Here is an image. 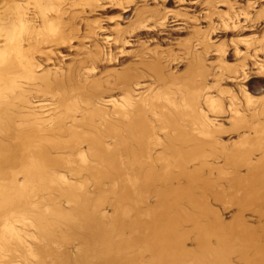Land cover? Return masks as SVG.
<instances>
[{
	"label": "rangeland",
	"instance_id": "1",
	"mask_svg": "<svg viewBox=\"0 0 264 264\" xmlns=\"http://www.w3.org/2000/svg\"><path fill=\"white\" fill-rule=\"evenodd\" d=\"M138 13H142L140 20H136ZM172 20L176 21L170 23ZM141 23L145 26L138 28ZM175 24L181 28L178 30ZM46 25L56 33L51 43L39 46L41 52L32 51L41 65L39 73L46 70L56 76L71 72L78 78L90 65L85 59L87 54L98 50L99 63L91 75L104 83L109 75L133 67L145 44L162 51V64L166 65L163 74L173 76L163 86H171L170 92L179 100L188 63L195 50H202L200 42L208 36L213 47L205 54L206 85L212 88L207 91L217 95L213 87L218 85L219 67L224 64L227 81H221L219 88L231 91L242 101L248 96L264 103V79L256 70L247 79L239 73L236 78L243 57L264 46V0H0V49L5 41L8 47L1 60L11 57L24 40V45H32L36 40L29 35L31 31L32 35L41 32L38 37L48 33ZM209 28L214 33H209ZM169 53L174 60L165 64ZM258 59L264 64V52H258ZM120 96L121 91L112 95ZM229 106L226 97L225 112L209 114L215 130L203 146L201 157L168 167L162 162L138 166L130 158L124 168L126 173L138 171L151 178L141 210L150 212L166 206L167 218L175 221L182 248L188 253L187 264L264 262V143L258 141V132L253 128L258 123L250 114L252 110L241 111L245 113L244 122L238 124ZM60 113L57 110L53 114L60 118ZM113 126L126 134L123 125ZM105 129L102 125L100 131L106 144L115 142L111 133L102 132ZM49 134L47 130L40 132V142L48 140ZM13 142L11 136L0 133V162L10 172L7 183H0V264H87L82 254L88 246L79 224L88 215L111 236L121 232L123 238L130 237V229L118 228L120 211L126 208L124 202L119 204L125 183L119 185L107 171L98 168L56 165L47 169L48 175L42 181H29L19 168L21 157L7 150ZM174 145L189 148L188 143L179 141ZM138 149L136 143L131 144V153L137 154ZM160 151L159 147L150 151L151 158L156 159ZM191 172L198 177L195 183L188 180ZM172 191L178 194L171 202L167 196ZM127 215L136 216L135 212ZM44 230L51 233V238ZM205 230L209 236L204 242L201 233ZM220 232H229V237L239 240L234 241L235 245L247 236L245 251L232 250L225 258L206 251L220 244ZM157 260L149 250H142L138 257L139 264H156ZM101 264L119 263L114 259Z\"/></svg>",
	"mask_w": 264,
	"mask_h": 264
},
{
	"label": "bare ground",
	"instance_id": "2",
	"mask_svg": "<svg viewBox=\"0 0 264 264\" xmlns=\"http://www.w3.org/2000/svg\"><path fill=\"white\" fill-rule=\"evenodd\" d=\"M35 7L36 10L39 8L37 5ZM61 17L64 18V15ZM136 17V20H140L142 13H138ZM141 24L138 28L145 26ZM62 25L64 23L61 27ZM173 26L179 27L178 30L181 28L179 24ZM44 29L48 33L41 29L40 31L45 32L40 36L42 39L38 37L41 32L32 35L31 31L29 35L36 41L32 39L34 43H27L29 46L26 47L24 40L11 57L7 55L6 60H1L8 51L6 41L4 48L0 49V133L11 136L14 141L7 150L14 151L21 157L19 168L27 174L29 181H42L48 175L47 169L56 165L98 168L107 171V175L119 185L125 183L121 186L123 191L119 204L124 202L126 208L120 211L118 228L120 231L130 229L132 234L128 238H123L121 232L111 236L96 220L86 216L85 221L79 224L84 232L83 240L88 246L82 254L85 263L101 264L116 259L119 264H139L138 257L142 250H149L157 256L156 264H187L188 253L182 248L175 221L167 218L166 206L150 212L141 210L140 205L145 200L147 183H151V178L142 176L138 171L126 173L124 168L129 164L130 158L138 166L162 162L160 164L163 167H168V164L183 165L190 159L201 157L203 146L209 142L215 130L208 116L211 113L225 112L226 97L238 124L244 122L245 113L241 111L252 110L250 114L258 123L253 128L258 132V141L264 143V103L253 101L248 96L242 101L231 91L219 88L221 81H227L224 73L227 67L224 64L219 67L218 85L213 87L217 89V95H211L207 91L212 88L206 85L208 69L205 54L208 55L213 47L208 36L200 42L202 50H195L188 63L187 78L181 83L183 92L177 100L174 92H170L171 86H163L164 81L173 76L163 74L166 65L162 64V51L145 44L141 48V54L136 55L138 60L133 67L113 77L109 75L104 83L91 75L99 63L98 50L87 54L85 59L90 65L78 78L71 75V72L56 76H50L46 70L39 73L41 65L32 51L37 54L39 46L44 45V42L51 43L56 33L55 29L51 30L47 25ZM209 33H214V30L209 28ZM26 37L23 36V39ZM117 41L120 42L118 39ZM258 52H264V46L255 50L254 54L243 57L242 70L236 73V78L247 79L256 70L255 73L264 79V64L260 63ZM223 56L222 51L221 57ZM173 60L169 53L165 64ZM119 91V98L112 97ZM54 101L56 104L52 105ZM57 110L62 111L60 118L53 114ZM52 121L53 124L50 125ZM102 125L106 127L102 132L111 133L115 142L106 144L100 131ZM113 125H123L126 134H121L119 127ZM44 130L50 133L49 139L40 142V132ZM160 134H163L162 137ZM176 141L188 143L189 148H175ZM132 143L138 145L137 154L131 153ZM158 147L161 151L156 159H152L150 151ZM168 152L170 157H167ZM52 153L57 155L53 157ZM182 155L185 156L183 161L180 160ZM9 173L0 162V183H7ZM188 180L195 183L198 177L191 172ZM261 182L264 183V178ZM177 194V191H172L167 199L172 202ZM130 212H135L136 216L129 217L127 214ZM44 231L45 236L51 238V233ZM207 236L206 230L202 231V241L205 242ZM218 239L219 247H206V251H212L221 258H225L232 250L244 252L248 242L247 236H243L242 242L235 245L236 239L229 237V232L223 235L220 232ZM249 264L256 263L250 261Z\"/></svg>",
	"mask_w": 264,
	"mask_h": 264
}]
</instances>
